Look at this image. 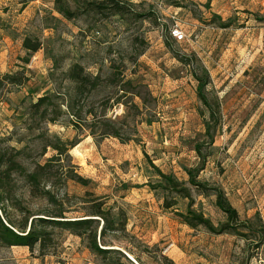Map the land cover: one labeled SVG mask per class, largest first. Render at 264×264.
<instances>
[{
  "label": "rangeland",
  "instance_id": "374dc122",
  "mask_svg": "<svg viewBox=\"0 0 264 264\" xmlns=\"http://www.w3.org/2000/svg\"><path fill=\"white\" fill-rule=\"evenodd\" d=\"M66 1L77 11L71 20L54 0L26 6L0 0L3 219L30 225L61 211L82 218L84 198L91 195L124 227L107 231L99 245L121 250L137 264H162L163 257L174 264H264L260 226L253 233L242 227L247 237L214 235L164 214L146 185L144 154L187 180L183 167L198 163L195 145L205 140L203 113L209 116L195 75L207 79L219 127L213 151L204 149L212 156L199 181L221 187L242 223L264 224V0H124L126 17L80 6L100 0ZM177 28L185 34L181 41L172 35ZM25 40L40 50L29 53ZM75 65L94 82L83 94L67 76ZM47 95L51 101L34 112L32 104ZM59 143L75 147L40 170L58 156L53 146ZM33 173L40 192H50L58 205L34 194ZM72 174L89 186L68 181ZM193 196L194 208L215 225L225 221L215 197L196 189ZM55 232L57 245L44 257L0 246V264H104L81 238Z\"/></svg>",
  "mask_w": 264,
  "mask_h": 264
},
{
  "label": "trees",
  "instance_id": "16d2710c",
  "mask_svg": "<svg viewBox=\"0 0 264 264\" xmlns=\"http://www.w3.org/2000/svg\"><path fill=\"white\" fill-rule=\"evenodd\" d=\"M32 1L34 0H23L22 4L26 6ZM54 2L61 15L70 20L76 17L77 11L72 12L66 0H54ZM80 6H85L84 9L88 12L91 11L105 17L109 15L126 17L130 11L129 7L124 3V0H100L87 2L86 5H84V2H80ZM23 46L29 53H37L40 50L38 44H30L27 40L24 41ZM67 76L77 85V90L81 94L84 93V89L93 87V80L85 73V69L80 65L73 66L67 73ZM5 78L8 79V76H5ZM195 78L198 82V97L209 113L208 117L206 113H203L205 140L195 145L198 163L192 168L184 166L183 170L187 175V180H181L175 174L166 173L159 166L155 165L149 154L144 150L146 157V177H148L146 185L158 197V200L161 202V210L164 214L172 215L179 222L191 229L202 227L214 235L233 234L247 237V234H240L242 227L247 228L246 231L248 233H253L255 231L254 229L260 226V231L263 233L262 239H264V224L262 222L259 225L251 220L246 222V224L242 223L239 213L233 207L221 187L215 186L210 188L208 183L199 181L200 173L205 170L209 157L212 156L211 152L207 154V152H204V149L206 147L209 150L212 149V151L214 149L215 136L219 127V112L207 97V79H202L198 74L195 75ZM49 101H51V96L49 95L40 97L32 104L31 109L38 113ZM70 109L73 110L72 107ZM73 125L77 127L79 124L78 122H73ZM74 147L73 144H56L53 146V149L58 153V156L56 155L48 159L47 163L44 166H40L39 169L48 170L59 159V155H68ZM28 180L32 184L36 196L48 197L52 204L58 205L57 200L52 197L50 192H40V177L37 173L29 175ZM67 180L79 183L84 187L90 184L89 180L77 174L68 176ZM193 189H196L200 195L215 197L214 206L224 214V222L215 225L203 212L194 208L195 199ZM2 203L0 200V206ZM84 203L87 206L84 212L85 216L82 218L69 219L61 211L44 215V217H35L32 219L30 225L28 220L20 224H15L12 221L6 222L3 219V215L0 214V246L5 248L25 247L31 253L38 250L40 257H44L50 249H54L57 245V233L55 231L64 230L81 238L86 243V247L91 254L99 257L104 264H136L135 262L137 261L134 260L135 262H133L121 250L103 248V245H99V241H103L107 231H124V227H122L123 223H116L112 217L111 210H105L106 203L96 202L91 195H86ZM100 221L104 222L101 230ZM104 247L109 246L104 245ZM162 259V264H174L167 257H163Z\"/></svg>",
  "mask_w": 264,
  "mask_h": 264
},
{
  "label": "built area",
  "instance_id": "2783aa9c",
  "mask_svg": "<svg viewBox=\"0 0 264 264\" xmlns=\"http://www.w3.org/2000/svg\"><path fill=\"white\" fill-rule=\"evenodd\" d=\"M172 35L175 39H177L178 41H181L185 38V34L182 32L181 29L177 28L172 32Z\"/></svg>",
  "mask_w": 264,
  "mask_h": 264
},
{
  "label": "water",
  "instance_id": "95a60500",
  "mask_svg": "<svg viewBox=\"0 0 264 264\" xmlns=\"http://www.w3.org/2000/svg\"><path fill=\"white\" fill-rule=\"evenodd\" d=\"M133 262H135L130 256H128ZM136 263V262H135ZM137 264V263H136Z\"/></svg>",
  "mask_w": 264,
  "mask_h": 264
}]
</instances>
